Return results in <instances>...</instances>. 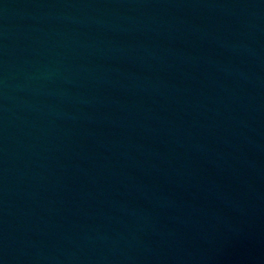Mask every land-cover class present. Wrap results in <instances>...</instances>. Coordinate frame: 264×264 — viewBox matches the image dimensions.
I'll return each mask as SVG.
<instances>
[{
	"label": "water",
	"instance_id": "water-1",
	"mask_svg": "<svg viewBox=\"0 0 264 264\" xmlns=\"http://www.w3.org/2000/svg\"><path fill=\"white\" fill-rule=\"evenodd\" d=\"M0 264H264V0H0Z\"/></svg>",
	"mask_w": 264,
	"mask_h": 264
}]
</instances>
